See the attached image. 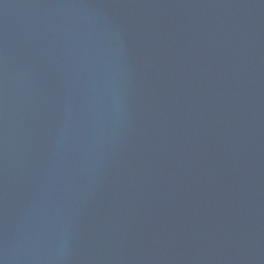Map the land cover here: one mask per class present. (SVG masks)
I'll list each match as a JSON object with an SVG mask.
<instances>
[{"label": "water", "instance_id": "1", "mask_svg": "<svg viewBox=\"0 0 264 264\" xmlns=\"http://www.w3.org/2000/svg\"><path fill=\"white\" fill-rule=\"evenodd\" d=\"M0 264H264V0H0Z\"/></svg>", "mask_w": 264, "mask_h": 264}]
</instances>
